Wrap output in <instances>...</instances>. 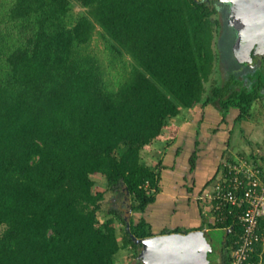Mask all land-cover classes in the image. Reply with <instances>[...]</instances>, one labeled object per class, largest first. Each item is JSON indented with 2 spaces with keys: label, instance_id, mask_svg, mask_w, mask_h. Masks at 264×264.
I'll use <instances>...</instances> for the list:
<instances>
[{
  "label": "trees",
  "instance_id": "1",
  "mask_svg": "<svg viewBox=\"0 0 264 264\" xmlns=\"http://www.w3.org/2000/svg\"><path fill=\"white\" fill-rule=\"evenodd\" d=\"M73 2L85 10L75 14ZM218 3L0 0V264H115L126 247L136 258L131 235L153 234L135 213L155 200L164 167L146 164L142 150L197 103L217 102L222 118L238 108L241 120L264 97V73L246 85L251 70L206 87ZM95 32L102 54L90 48ZM94 175L129 195V217L111 209L98 219L104 191H93ZM236 211L211 225L225 232L224 252L242 229ZM257 231L264 238V217ZM263 257L260 240L244 264Z\"/></svg>",
  "mask_w": 264,
  "mask_h": 264
},
{
  "label": "crops",
  "instance_id": "2",
  "mask_svg": "<svg viewBox=\"0 0 264 264\" xmlns=\"http://www.w3.org/2000/svg\"><path fill=\"white\" fill-rule=\"evenodd\" d=\"M205 108L196 105L184 110L178 117L182 122L175 135L176 144L172 154L168 155L169 161L162 162L164 167L155 200L147 204L142 213H135V221L142 217L149 224L152 234L172 232L175 228H179L180 232H207L209 228H214L211 226L215 221L211 201L204 195L219 176L223 160L264 154V136L260 137L251 152L240 151L241 148L238 152L234 150L235 141L231 134L238 123V110L231 112L233 119L222 120L220 110L211 106L210 110L214 108V111L210 114ZM205 114L209 118L215 115L213 124H205ZM194 154V166L191 168L190 160Z\"/></svg>",
  "mask_w": 264,
  "mask_h": 264
},
{
  "label": "rangeland",
  "instance_id": "3",
  "mask_svg": "<svg viewBox=\"0 0 264 264\" xmlns=\"http://www.w3.org/2000/svg\"><path fill=\"white\" fill-rule=\"evenodd\" d=\"M83 10H85V8L81 7L78 3L73 2L72 11L75 14ZM98 29L99 27L96 26L95 30L97 31ZM90 48H92L94 52L102 54V48H104V43L102 38H100L96 32L94 33L91 39ZM124 58L128 61V57L124 56ZM103 63L105 66L107 65V61ZM263 70L264 68L260 70L261 73H264ZM257 72L258 70L255 73L252 72L251 74L254 75ZM219 73L220 72L218 71V67L217 65H215L211 77L206 82V87L209 88V86H211L213 79L219 78ZM251 74L250 73L249 75L247 74L245 79L251 78L252 76ZM197 105L199 106L201 104L197 103ZM210 105L220 110L217 102H211ZM211 106L210 107L206 106L205 108L206 112L209 111L210 114L211 112L214 111V108L210 110ZM208 116L209 115L205 114L203 118L204 119L203 121L207 126L213 124L214 122L213 119H215L214 114H212L211 118H209ZM181 122L182 120L179 119L178 117L176 119L175 118L170 119L167 128H165L162 133L164 139L163 140L159 139L155 141L153 144H151L148 148L142 150L141 157L146 164L157 168L159 158L162 159L163 163L169 161L168 155L172 154V148L176 144L175 135L178 134V129L180 128L179 126ZM237 122L238 123L236 126H234L231 134V136L234 137V141H235L234 150L238 152V149L241 148L240 151H243L242 149H245L246 152L253 151L255 149L253 148V146H256L257 142L260 141V137L264 136V98L262 97L256 99L250 105L249 109L247 110V113L241 118L240 121ZM206 130L209 131V128L206 127ZM232 145L233 144L230 143L231 147ZM162 170L163 167L161 168V171ZM92 178L94 180L93 191H97V190L104 191V197L101 201V208L97 212L98 219L100 221L104 220L108 216V212L111 209L120 212V214H122L123 216L129 217L131 213L129 211L130 210L129 204L131 202V198L129 197V195L126 194V192H124L123 190L114 192L112 190L107 189L106 181L100 175H94ZM116 226L118 230L117 232H120V224L116 223ZM1 229L2 228H0V232ZM204 233L205 236L208 238L209 249H210L205 264H221L223 261L222 260L223 253L227 256V258H230L231 250H227L226 252H224V250L222 249L224 248V240H225L224 238L225 232L222 229L209 228V230ZM119 235L120 233H118V236ZM115 264H142V263L140 262V259L138 260L134 257L131 248L126 247L125 249H121L117 253L115 258Z\"/></svg>",
  "mask_w": 264,
  "mask_h": 264
},
{
  "label": "water",
  "instance_id": "4",
  "mask_svg": "<svg viewBox=\"0 0 264 264\" xmlns=\"http://www.w3.org/2000/svg\"><path fill=\"white\" fill-rule=\"evenodd\" d=\"M221 1L229 6L228 25L234 33L232 55L239 62H249L254 45L264 48V0ZM131 237L141 245L137 258L143 264H205L210 252L203 230Z\"/></svg>",
  "mask_w": 264,
  "mask_h": 264
},
{
  "label": "built area",
  "instance_id": "5",
  "mask_svg": "<svg viewBox=\"0 0 264 264\" xmlns=\"http://www.w3.org/2000/svg\"><path fill=\"white\" fill-rule=\"evenodd\" d=\"M221 166L204 197L211 201L215 221L224 220L222 210L228 208L231 213L237 209L235 216L242 229L231 251L230 264H244L260 240L264 254V238L257 231L259 219L264 217V154L225 159Z\"/></svg>",
  "mask_w": 264,
  "mask_h": 264
},
{
  "label": "flooded vegetation",
  "instance_id": "6",
  "mask_svg": "<svg viewBox=\"0 0 264 264\" xmlns=\"http://www.w3.org/2000/svg\"><path fill=\"white\" fill-rule=\"evenodd\" d=\"M218 8H217V15L219 18V33L217 36V49H218V60H217V67L219 73V77L221 82L225 83L227 82L228 78L234 73V74H240L241 72H247V70L257 71L258 72L254 75H252V79L250 78L248 83L246 85L251 89L255 87V85H258L259 79L262 78V73L260 70L264 68V48L260 47L258 45H254L253 48L250 51V61H244V62H239L237 61L231 52V47L233 45L234 41V33H233V28L228 25V11H229V6L227 3L222 2L219 0L218 3ZM224 38V39H223ZM264 71V70H263ZM254 72V73H255ZM242 76V75H241ZM240 75L236 76L237 78H241ZM246 82V81H245ZM244 82V83H245ZM261 98V97H259ZM264 98V97H263ZM234 110H238V108H230L227 113L223 116L222 120H231L234 118V115L232 114ZM232 112V113H231ZM236 119V118H235ZM235 121V120H234ZM240 121V120H238ZM127 194V193H126ZM130 209V208H129ZM130 211V210H129ZM136 252L137 255L139 251L141 250V245L139 243H136ZM136 259L137 256H136ZM139 260V259H138ZM140 262L143 264V262L140 259Z\"/></svg>",
  "mask_w": 264,
  "mask_h": 264
}]
</instances>
